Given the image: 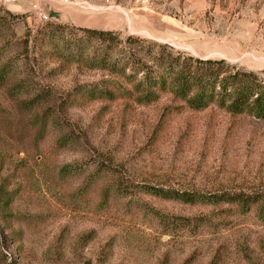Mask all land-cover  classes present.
Returning a JSON list of instances; mask_svg holds the SVG:
<instances>
[{
    "label": "rangeland",
    "instance_id": "1",
    "mask_svg": "<svg viewBox=\"0 0 264 264\" xmlns=\"http://www.w3.org/2000/svg\"><path fill=\"white\" fill-rule=\"evenodd\" d=\"M87 3L0 0V264H264V121L168 79L209 59L264 82V0Z\"/></svg>",
    "mask_w": 264,
    "mask_h": 264
},
{
    "label": "trees",
    "instance_id": "2",
    "mask_svg": "<svg viewBox=\"0 0 264 264\" xmlns=\"http://www.w3.org/2000/svg\"><path fill=\"white\" fill-rule=\"evenodd\" d=\"M83 33L102 42L111 40L113 36L111 32L94 29H84ZM138 41L129 36L125 39L126 43L132 44ZM127 55L124 56L125 61L124 64L122 63L121 71L128 65L129 55H132L129 49ZM191 61L193 65L184 62L182 69L173 73V78H168L171 93L187 108L200 111L215 105L231 116L245 115L254 120L264 121V82L259 80L255 73L244 71L234 65H227L223 60L193 59ZM153 77L156 84L162 78L157 75V72ZM144 80L151 79L145 74L140 82ZM162 81V84H165L163 78ZM152 87L155 89L154 86ZM150 89L151 87H147L144 90L145 102L154 99L155 94L150 92ZM145 97L149 98L145 99ZM157 193L164 198L173 197L162 190H158ZM175 197L189 202L191 196L182 194Z\"/></svg>",
    "mask_w": 264,
    "mask_h": 264
},
{
    "label": "built area",
    "instance_id": "3",
    "mask_svg": "<svg viewBox=\"0 0 264 264\" xmlns=\"http://www.w3.org/2000/svg\"><path fill=\"white\" fill-rule=\"evenodd\" d=\"M69 4L73 5V6H76V7H79V8H84V7H88L92 10H97V9H101L100 8H96L95 6H90L88 3H87V0H66ZM33 12L35 13V15L43 20V21H52L54 20L53 17H49L47 16L40 8H38L37 6H33Z\"/></svg>",
    "mask_w": 264,
    "mask_h": 264
},
{
    "label": "crops",
    "instance_id": "4",
    "mask_svg": "<svg viewBox=\"0 0 264 264\" xmlns=\"http://www.w3.org/2000/svg\"><path fill=\"white\" fill-rule=\"evenodd\" d=\"M99 29H101V28H99Z\"/></svg>",
    "mask_w": 264,
    "mask_h": 264
}]
</instances>
